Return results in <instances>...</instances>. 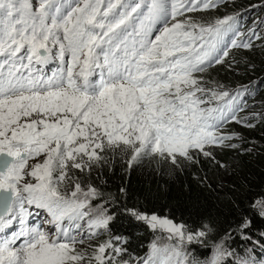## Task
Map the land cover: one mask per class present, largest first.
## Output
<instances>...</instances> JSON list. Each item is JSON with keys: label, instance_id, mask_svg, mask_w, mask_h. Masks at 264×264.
<instances>
[{"label": "snow or ice", "instance_id": "obj_1", "mask_svg": "<svg viewBox=\"0 0 264 264\" xmlns=\"http://www.w3.org/2000/svg\"><path fill=\"white\" fill-rule=\"evenodd\" d=\"M218 3L0 0V264H264L228 245L238 235L264 248V231L252 234L264 197L213 239L211 224L193 227L118 199L93 204L104 194L77 175L90 177L110 153H124L129 167L155 158L175 170L201 155L215 159L212 148L237 147L221 128L247 88L213 89L199 75L227 55L220 46L237 20H177ZM66 56V68L44 74L42 65ZM33 206L48 218L30 225ZM132 221L154 233L144 256L129 251Z\"/></svg>", "mask_w": 264, "mask_h": 264}, {"label": "trees", "instance_id": "obj_2", "mask_svg": "<svg viewBox=\"0 0 264 264\" xmlns=\"http://www.w3.org/2000/svg\"><path fill=\"white\" fill-rule=\"evenodd\" d=\"M228 16L235 17L237 24L220 46L221 52L227 49V55L199 75L213 89L234 94L247 88L237 97L235 119L221 128L223 135L235 137L230 142L237 147L212 148L215 159L201 155L198 163H185L175 170L170 164H158L155 158L129 167L124 153H110V163L94 169L90 177L77 172L83 183H91L104 194L96 204L118 199L117 206L168 216L193 227L211 224L213 239H218L235 227L241 210L264 197V0H219L216 7L185 12L179 19L207 26ZM233 39L251 47H232ZM121 219L127 222L129 217ZM261 231L264 221L256 219L252 234L258 236ZM127 232L132 236L131 254L144 256L154 233L135 221ZM105 239L107 236L97 243ZM228 245L239 256L264 259V248L253 247L238 235Z\"/></svg>", "mask_w": 264, "mask_h": 264}, {"label": "rangeland", "instance_id": "obj_3", "mask_svg": "<svg viewBox=\"0 0 264 264\" xmlns=\"http://www.w3.org/2000/svg\"><path fill=\"white\" fill-rule=\"evenodd\" d=\"M179 18H180V16L177 17V20H180ZM173 22H175V21H172L171 18H169V23L171 24V23H173ZM69 59H70L69 57H67V56L65 57L64 64L67 65V66H68ZM58 62H60V61L58 60ZM60 63H61V62H60ZM42 158H43V157H41L40 159H42ZM30 163H31V161H30ZM61 189H62V188H61ZM61 191H63V190H61ZM93 204H96V202L93 201ZM33 207H34V206H33ZM41 210L44 212V215L48 217V214H47L46 210H43V209H41ZM28 223H29V221H28ZM29 224H30V223H29ZM30 225H31V224H30ZM47 227H48V226H47ZM102 237H104V236H101L100 239H101ZM100 239H99V240H100ZM97 241H98V240H97ZM97 241H95V243H97Z\"/></svg>", "mask_w": 264, "mask_h": 264}]
</instances>
